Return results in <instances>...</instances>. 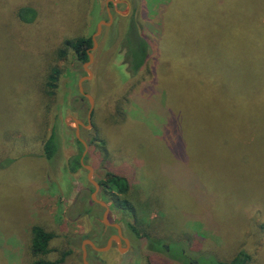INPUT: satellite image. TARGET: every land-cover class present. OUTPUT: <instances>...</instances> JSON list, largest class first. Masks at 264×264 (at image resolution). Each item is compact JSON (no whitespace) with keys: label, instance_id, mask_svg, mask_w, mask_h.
I'll return each instance as SVG.
<instances>
[{"label":"rangeland","instance_id":"rangeland-1","mask_svg":"<svg viewBox=\"0 0 264 264\" xmlns=\"http://www.w3.org/2000/svg\"><path fill=\"white\" fill-rule=\"evenodd\" d=\"M129 3L110 7L97 37L89 114L83 62L64 41L92 35L106 0H0V264L33 261V225L54 234L45 258L65 255L60 264H84L83 239L101 241L87 169L66 165L80 150L72 116L90 123L78 137L91 179L129 182L127 206L106 202L130 243L101 252L104 264H214L239 252L264 264V89L252 90L264 0ZM26 8L32 20L19 16ZM127 32L149 45L135 73ZM52 129L59 147L47 159ZM96 197L105 201L100 186Z\"/></svg>","mask_w":264,"mask_h":264},{"label":"trees","instance_id":"trees-1","mask_svg":"<svg viewBox=\"0 0 264 264\" xmlns=\"http://www.w3.org/2000/svg\"><path fill=\"white\" fill-rule=\"evenodd\" d=\"M109 6L113 7V4L109 2ZM32 14L31 17L25 15V13ZM26 13V14H27ZM21 18L25 20H32L34 12L31 8L22 9L20 11ZM132 32V31H131ZM264 32L261 30L259 36L255 39L253 43L254 53V72H253V95L260 98V92L264 89V36H260V33ZM128 34V32H127ZM132 33L128 34L126 37L127 41V55L128 62L130 65V71L133 73L137 72L139 68L146 62L148 56V42L144 38L137 39V41L132 40ZM259 39V40H258ZM139 40V41H138ZM66 48L71 49L74 56L80 61L85 62L88 60V49L92 46L91 35L79 36L73 39H66L64 41ZM61 53L65 54V49L61 50ZM52 73L48 75V81L46 85L51 88L54 86L56 80L55 73L59 72L56 67H53ZM48 88V89H49ZM236 99L238 98L235 93ZM80 145V150L77 154L71 156L67 162V169L69 172H76L78 169L82 168L80 163V157L83 151V145L78 141ZM101 150L106 152L105 141H101ZM59 147L58 136L54 129L51 130L50 134L43 143V155L47 159H51L57 152ZM108 179L105 181H98L101 193L104 194L105 201H109L115 207L127 206L128 200L124 199V194L129 190V182L126 176L116 173H109ZM114 191V192H113ZM128 227L135 233L138 230L133 224L127 223ZM54 237V234L50 231L43 229L41 226L33 225L31 227V240H30V251L35 257L30 264H60L64 260V256L58 259L49 260L45 258V255L50 251L49 243ZM139 237H146L148 242L151 244L153 239L147 234H139ZM158 244V247L162 248L161 240L156 239L154 241ZM214 264H253L250 263V257L247 253L239 252L235 254L229 261H218Z\"/></svg>","mask_w":264,"mask_h":264},{"label":"water","instance_id":"water-1","mask_svg":"<svg viewBox=\"0 0 264 264\" xmlns=\"http://www.w3.org/2000/svg\"><path fill=\"white\" fill-rule=\"evenodd\" d=\"M109 2H111L112 4H117V3H121V2H125L128 5L130 4L129 0H106L105 6H106L107 14H108V19L107 20H103V19L100 20L97 23V25H96L95 31L91 35L92 46L88 49V60L83 62V67H84V70L86 71V74H84L78 81V90H79V92L82 95H85L90 101L89 114H90V112H91V110L93 108V103H92L91 96L86 94L84 92V90H83V82L85 80L89 79L92 76V71L89 68V66L92 63L93 58H94L93 51L96 49V47L98 45L97 37L101 34L103 26L110 24L111 21H112V13H111V10H110ZM72 119L76 123H78L77 126H76V136H77L78 140L83 145V151H82V154H81V157H80V163H81L82 167L87 169V179H88V181H90L92 183V185L94 187L93 191L91 192V196L90 197L92 198L93 202H95L98 205L104 207V212H103L101 221H102L103 224L109 225V224H111L108 221V219H107V213L109 212V206L107 205L106 201L101 200V199L96 197V193H97V191L99 189V184H98V182L96 180L91 179V175H92V172H93V167L91 165H89V164L84 162V156H85L86 151H87V144L82 138L78 137L79 126H88L90 124L89 120L87 121L88 122L87 124H84L81 120L75 118L74 116H72ZM112 225H114L117 228V232L120 235L121 234V229H120L119 224L118 223H113ZM113 239L119 241V237L117 235H112L108 239L106 245H104V246H97L92 240H90L88 238L83 239V242H82V245H81V249H82V260H83L84 264H89L87 262V260H86L87 245H90L93 249H95L97 251L103 252V251H107L109 249V247L111 245V241ZM123 239H124L126 244L129 243L127 238L123 237Z\"/></svg>","mask_w":264,"mask_h":264},{"label":"flooded vegetation","instance_id":"flooded-vegetation-1","mask_svg":"<svg viewBox=\"0 0 264 264\" xmlns=\"http://www.w3.org/2000/svg\"><path fill=\"white\" fill-rule=\"evenodd\" d=\"M103 212H104V207H103ZM103 215V213H102ZM108 216V213H107ZM102 217L100 218L101 221ZM102 222V221H101ZM109 222L111 224L109 225H105L103 224L102 227L100 228L99 231L96 232V235H98L101 238V241L99 243H95L97 246H104L106 245L108 239L112 236V235H117L119 237V241L113 239L111 241V245L109 247L108 250L112 249V248H116L118 249L119 246H128L130 243V238L127 234V232L125 230H123L121 227V234L119 235L117 232V228L112 225L113 223H116L115 221H110ZM123 237L127 238L129 243L126 244ZM90 238V237H89ZM107 250V251H108ZM105 252V251H103ZM101 251H97L95 249H93L90 245H87V252H86V260L89 264H104V260L102 259V257L100 256Z\"/></svg>","mask_w":264,"mask_h":264}]
</instances>
